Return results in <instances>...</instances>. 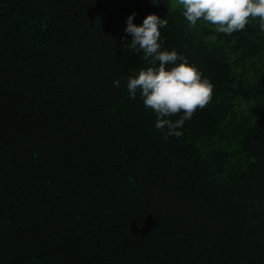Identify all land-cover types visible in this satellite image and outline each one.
Listing matches in <instances>:
<instances>
[{
	"label": "trees",
	"instance_id": "obj_1",
	"mask_svg": "<svg viewBox=\"0 0 264 264\" xmlns=\"http://www.w3.org/2000/svg\"><path fill=\"white\" fill-rule=\"evenodd\" d=\"M132 13L166 18L162 49L214 86L179 138L129 98L151 66ZM258 23L192 29L170 0H0V264H264Z\"/></svg>",
	"mask_w": 264,
	"mask_h": 264
},
{
	"label": "clouds",
	"instance_id": "obj_2",
	"mask_svg": "<svg viewBox=\"0 0 264 264\" xmlns=\"http://www.w3.org/2000/svg\"><path fill=\"white\" fill-rule=\"evenodd\" d=\"M160 2L153 0L155 4ZM177 6L192 29L198 22H206L218 33L232 35L257 20L260 30L264 31V0H175L173 7ZM135 15L127 17L124 31L132 38L129 45L134 53L142 52L151 66L128 77L129 98L134 100L139 93L145 108L154 112V127L163 133V140L179 138L185 122L212 101L214 86L175 49H162L161 29L167 26L166 18L149 14L142 24L136 25ZM113 84L119 87L120 80H114ZM173 116L178 118L173 120Z\"/></svg>",
	"mask_w": 264,
	"mask_h": 264
},
{
	"label": "rangeland",
	"instance_id": "obj_3",
	"mask_svg": "<svg viewBox=\"0 0 264 264\" xmlns=\"http://www.w3.org/2000/svg\"><path fill=\"white\" fill-rule=\"evenodd\" d=\"M175 3V0H170V4L173 7V4ZM173 8H179L181 9L179 6L177 7H173ZM201 23H206V22H201ZM257 106L252 103V102H241L238 101L236 103H234V109L238 111V114L241 118H247L248 121L250 120V122L254 121V119L256 118V108Z\"/></svg>",
	"mask_w": 264,
	"mask_h": 264
}]
</instances>
